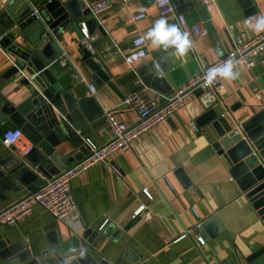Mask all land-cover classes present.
Returning a JSON list of instances; mask_svg holds the SVG:
<instances>
[{"label":"crops","instance_id":"1","mask_svg":"<svg viewBox=\"0 0 264 264\" xmlns=\"http://www.w3.org/2000/svg\"><path fill=\"white\" fill-rule=\"evenodd\" d=\"M47 1L0 0V15L13 4L19 10L26 6L37 9ZM80 1L83 8H90L98 0ZM155 1L109 0L108 8L80 19L76 27L68 28L63 40L56 43L62 56L56 64L55 74L61 76L67 90L77 96H88V84L94 83V98L104 112L111 110L130 125L139 121V115L135 108L123 103L126 95L142 92L164 105L205 66L224 56L236 43L261 33L252 31L244 21L253 18L255 23L257 15H264V0H253L250 7L243 0H213L210 4L189 0L180 13L186 18L182 29L189 33L193 49L182 59L175 50L166 55L172 70L165 73V82L158 90L147 85L138 70L163 55V47H155L147 38L148 31L158 19L163 17L169 22L175 17L162 16ZM250 8H256V12L250 14ZM140 12L147 16L135 20L134 16ZM92 16L97 17L102 26L89 31L96 50L93 55L99 59L98 81H94L84 67V48L87 47L81 43L80 24ZM194 26L207 29L208 35L197 36ZM140 34L146 38L148 53L131 65L125 56L132 50L133 38ZM63 58L69 60L66 66L61 65ZM12 64V56L0 46V76ZM236 70L239 77L224 80V88L216 94L219 103L214 105L235 126L264 110V53L257 58L253 68L236 66ZM20 79L15 76L2 87L3 94L12 101L20 102L28 95V89L20 84ZM206 111L198 95L189 98L185 107L142 135L132 149L92 166L75 178L72 190L80 215L77 230L35 204L31 213L16 225L1 227L0 234L12 242L22 240L39 254L48 247L45 228L56 222V243L61 245L58 254L81 252L82 244L87 242L85 233L91 231L98 236L89 243L88 250L96 260L106 259L109 264H133L126 255L127 249L147 264H264V221L231 176L222 156L213 148L218 135L212 124L202 126L197 123ZM15 127L8 116L0 122V157L16 149L8 148L2 142L4 132ZM83 135L99 146L106 144L112 136L105 121ZM31 145L25 135L19 151ZM57 150L65 156L72 148L67 144ZM144 188H149L153 199L147 198ZM27 192L23 188L1 194L0 212ZM142 203L148 205L152 218L133 216ZM192 207L198 210L200 220ZM214 215L223 231L213 237L203 235L205 245L199 247L193 234L176 241L187 229ZM106 220L108 222L100 229ZM104 229L106 234H102ZM0 264H7L1 256ZM43 264L50 262L47 260Z\"/></svg>","mask_w":264,"mask_h":264},{"label":"water","instance_id":"2","mask_svg":"<svg viewBox=\"0 0 264 264\" xmlns=\"http://www.w3.org/2000/svg\"><path fill=\"white\" fill-rule=\"evenodd\" d=\"M188 1L173 0L178 12ZM243 1L250 7L253 0ZM248 12L253 14L256 8ZM91 14V9L83 8L80 0H48L37 9L26 6L19 10L13 4L0 15V46L13 58L12 66L0 76V122L8 116L32 142L27 152L14 150L0 157V195L23 188L35 190L46 178L89 153L83 133L105 121L104 110L94 97L77 96L67 90L55 69L62 56L56 43L63 40L68 28H75L80 19ZM86 23L90 32L95 27L102 28L94 16ZM169 23L179 24L176 18ZM174 50L163 48L161 58L138 70L147 85L161 88L165 73L172 70L166 55ZM83 60L92 79L98 81V57L84 48ZM15 76L21 77L20 84L28 89V95L20 102L12 101L2 92V87ZM197 95L207 108L197 123L212 124L218 135L213 148L222 156L231 176L264 221V110L235 126L214 107L219 103L216 94L199 91ZM67 144L72 150L63 156L57 148ZM198 230L208 238L222 232L223 226L214 215L201 222ZM45 231L48 247L39 254L22 240L12 242L0 234L1 258L7 264H43L47 260L50 264H109L106 259L96 260L88 250L98 233H85L87 242L82 244L84 256H81V252L57 253L61 245L56 243V222L49 224ZM106 233L104 229L102 234ZM126 255L133 264H147L130 249L126 250Z\"/></svg>","mask_w":264,"mask_h":264},{"label":"built area","instance_id":"3","mask_svg":"<svg viewBox=\"0 0 264 264\" xmlns=\"http://www.w3.org/2000/svg\"><path fill=\"white\" fill-rule=\"evenodd\" d=\"M130 0H123L128 2ZM205 4H210L213 0H203ZM109 0H98L91 5L93 14H98L109 7ZM155 4L159 13L164 17H175L181 27L186 25L185 16L178 12L177 6L173 0H156ZM147 16L145 12H140L134 16L135 20L143 19ZM257 15L256 17H259ZM255 17V18H256ZM194 31L197 36L205 37L208 35V30L194 26ZM81 43L86 46L91 53H95V48L91 42V35L86 21L80 24ZM148 50L146 46V38L143 35H137L132 41V50L125 56V60L129 64H133L147 56ZM264 53V31L256 36L249 38L241 43H236L224 56L218 58L214 62L208 64L203 70L189 82L183 84L177 89L164 105H159L152 99H149L142 92H135L124 97L123 103L135 108L139 115V121L136 124H128L120 120L116 114L107 110L104 112L105 122L111 131L110 140L104 145H97L90 139H86L89 153L82 159L76 161L71 166L65 168L60 173L46 178L44 183L35 190H30L27 194L20 198L14 204L8 206L0 212V228L5 226L16 225L20 220L25 218L33 210L35 204H39L47 209L56 220L69 224L73 229L77 230L80 227V215L78 212V201L72 190V181L82 173L86 172L92 166L111 160L115 155L132 149L136 142L156 125L169 120L175 112L185 107L187 100L199 91L203 93L213 92L218 94L224 88V80L217 78L216 82L211 86L205 83V72L212 67H219L224 64L230 57L238 61L236 66L251 69L256 65L257 58ZM68 58L61 60V65L68 64ZM96 85L88 84V96L94 97ZM195 129L198 127L194 125ZM25 138V133L20 127L7 129L2 138L3 144L8 147H16L19 151V144ZM32 145L22 152H27ZM143 193L149 200L153 199V195L149 188H144ZM192 212L200 220V214L195 207H192ZM133 216H142L145 219L152 218V212L149 210L146 203H142L135 211ZM105 223L100 229H103ZM200 223L196 226L187 229L176 241L186 238L189 234H193L194 239L199 247L206 244L205 237L198 233L197 229Z\"/></svg>","mask_w":264,"mask_h":264},{"label":"clouds","instance_id":"4","mask_svg":"<svg viewBox=\"0 0 264 264\" xmlns=\"http://www.w3.org/2000/svg\"><path fill=\"white\" fill-rule=\"evenodd\" d=\"M244 23L252 31L257 33L264 31V15L256 17L255 23H253V18L245 20ZM147 38L157 48H174L178 58L181 59L187 55L189 50L193 49L189 33L182 31L178 23L170 24L163 17L158 19L148 31ZM237 63L238 61L230 57L222 66L208 69L205 72V83L211 86L218 77L229 81L237 79L239 77V72L236 70ZM81 256H84L83 252H81Z\"/></svg>","mask_w":264,"mask_h":264}]
</instances>
